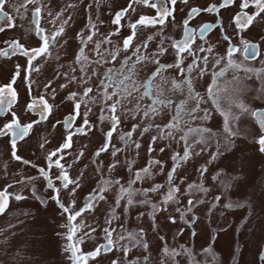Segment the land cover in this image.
<instances>
[{"label": "snow or ice", "instance_id": "6c2138e0", "mask_svg": "<svg viewBox=\"0 0 264 264\" xmlns=\"http://www.w3.org/2000/svg\"><path fill=\"white\" fill-rule=\"evenodd\" d=\"M10 0H0V33L8 29L17 27V17L26 18L31 13V21L29 26L24 29L26 33H34L39 45L26 47L17 39L5 41V47H0V58H11L15 55H22L27 58V67L23 69L25 72L24 79L26 81L29 94L31 95L32 86V72H38L39 68L33 66V60L37 57H44L47 59L51 56L50 48L59 44L58 38L62 37L65 32V25L71 20V16L61 20L63 12L53 14L49 9V5L45 0H17L11 3L10 10H5L9 5ZM171 7H157V4L151 0H129L126 8L116 11L114 18L111 20L116 29L113 32L104 34L103 38L95 41L94 52L96 59H90L85 54L90 42H93L94 36L97 35V24L89 17L86 28L89 34L85 37L83 33H77L80 40V47L74 56V63L79 67L80 76H69L68 73L62 75L69 83L79 82L81 85H88L95 77L97 84L94 88L87 86L82 88V92H70L67 99L73 102V111L69 116H66L62 121H57L66 130V134L62 138V142L54 149L48 150L45 145L47 138L40 143L39 147L44 150L43 160L45 166H37L30 160L24 159L17 154V140H24L33 131H38L37 126L45 123L48 117L52 114L53 106L48 103L44 95L39 98L33 97L31 103L27 105V110L37 112L39 119L22 123L12 107L17 101V91L13 87L17 79L20 78L21 65L13 66V71L9 82L0 86V113L11 112L9 120L0 126V138H9L8 143L10 147V159L20 162L23 166L31 167L36 170L38 176L23 177L20 180H14L7 183L3 188H0V215H3L8 209L10 199L21 201L27 197L16 193L9 192L8 189L13 188L16 184L27 186L33 184L39 178L44 181L45 188L49 190L47 198L40 194L33 192V196L40 202L42 206H47L52 202L60 210V215L65 219L64 223L59 224V227L66 229V232H58L57 235L66 240L67 243L62 247V254L64 255L67 264H88L90 260H95L103 250L104 254H108L115 247L117 250L123 251V264H148L150 253H148L149 244L145 238L144 229L139 232L128 231L125 234L123 226L118 233L116 240H113V234L117 233V228L113 227V221L118 219L115 211H110L102 228L104 243L99 244L94 250L83 252L80 245L84 243L86 238H92V235L97 231L95 227L87 224L84 219L78 218L84 216L85 213L94 211L96 205L106 199L104 193L110 188L118 186V192L115 198V204L120 205L122 200L126 199L125 208H130L136 204L149 206L153 210L152 220L155 231L159 229L155 226V213L167 210L166 206L170 201L178 198L177 194L181 193V188L175 183V173L182 161H187L191 158L193 153L196 156L201 155L202 152L208 150L213 139L217 142V151L211 153L209 163H212L218 156L223 155L219 150L218 133L213 132L210 128L202 126L203 122L210 121L214 118V113L222 118V132L225 134V144L231 147L235 138H241L242 133L237 127V121L242 116H250L253 118L256 128L252 129L251 137L258 146V151L264 154V108H254L250 105L248 94L254 93V99L257 101H264V59L260 60L261 67H251L245 62L249 58L256 59L261 56V43L249 42L241 33L264 25V0H218V2H210L204 7L189 6L187 14L181 21L182 38L178 40H171L166 45L163 38L162 29L167 23L175 22V6L177 3H182L185 6L189 5V0H168ZM93 4L99 5L100 0H92L86 6V11L93 7ZM134 4L147 6L156 9L157 15L149 17L147 15H140L135 22H130L128 27L131 29V34L122 38V43H114L111 37L119 35L121 28V21L125 15L131 11H136ZM31 6V7H30ZM68 8H74L76 5L69 4ZM235 7V13L230 17V23L225 24L221 17V10ZM47 10V16L50 18L49 23L53 25V30L46 31L41 27L40 21ZM202 13L212 14L216 17L214 23H203L197 30L190 27L192 20L200 16ZM60 21L57 27V21ZM160 26L158 35L161 40L155 50L149 51V44L155 39V35H150L138 44H133L136 37V30L138 26ZM232 27V34H229L228 28ZM220 29L222 41L225 43V51L223 53L216 52V46L208 43L205 40V34L209 30ZM233 36L240 37L239 45L233 41ZM197 37L204 43L196 44ZM261 42H264V36L261 37ZM64 44L67 40H64ZM108 45L109 47H104ZM193 45H196L193 47ZM63 47V44H59ZM171 48L175 57L171 63L161 62V57L165 56ZM131 49L130 54L129 50ZM121 52H124L122 58L119 59V66H109L103 72L97 68H92L89 74V67L93 64L103 67L104 65H115ZM241 53L243 59H234L236 53ZM215 53V54H214ZM186 54V55H185ZM214 54V55H213ZM188 57H191L190 62L185 64ZM56 60L60 56L55 57ZM211 61V63H210ZM177 70L179 79L173 77L169 78L164 73L169 70ZM72 72L76 68L71 69ZM229 73L232 75L230 78ZM243 73V75H241ZM58 75H60L58 73ZM210 75V82L204 89L202 95L200 91L196 90L195 80L199 78L204 79ZM255 76L258 82V87H250L246 81ZM51 87V83L44 85L45 90ZM61 88L67 87V84L60 85ZM169 93H179L178 102L169 96ZM52 99H55V89L52 90ZM147 101V102H146ZM100 106V115L98 117L100 125L103 126L107 122L110 127L103 133V144L93 153L96 157H100L102 153L112 150L110 155L115 158L120 152L125 149L134 147L140 149L141 144L138 140H133V133L137 129H141V136L150 131L155 130L158 135H153L150 138L148 147L149 154L154 151L152 145L160 140H175L176 134L180 133L177 142H183V152H176L171 156L173 161L172 168L167 173V189L159 203H153L149 198V193H159L165 188L164 184H154L150 188L137 189L134 185L145 179L153 176L152 167L159 166V172L163 173L164 164L157 159H149L147 165L136 170L135 173L128 179L127 186L121 184L119 178L113 180L106 178L103 171L102 162L99 160L91 161L97 165L96 171L100 173V178L97 186L84 198L83 205L76 208L75 199L69 200L66 204L64 196L75 197L77 191L81 187L83 172H79L76 177L70 175L69 170L75 163L85 157L84 145L83 148L75 153L72 162L67 161V156L70 155L67 150L73 148V138L77 135L87 136L93 131V125L90 123L88 116L92 112L90 105ZM84 106L86 111L82 114V123L73 130L74 122L77 118H81V106ZM207 105V106H205ZM165 111L169 114V119L163 124L148 123L141 128V123L132 124L131 130L119 134V140L123 143V148H117L111 144L113 134L117 132L121 124V116H129L133 120H154L158 116H163ZM53 125V127L56 126ZM191 141V142H190ZM199 146V151H194ZM161 152L164 148L160 149ZM126 166L129 173L133 171V160L125 158ZM64 161V163H62ZM121 164L119 160H113L107 166V172L111 173L118 165ZM56 169V172H53ZM6 171V169H5ZM201 177L208 171L206 167L197 169ZM215 181L219 179V173L213 176ZM237 177H233V180ZM181 184L184 180L181 179ZM232 183H224L225 191L213 197V201L205 213L204 223L208 225V230L205 233L208 237V243L201 250V254L211 257L212 264H216L217 255L214 251V246L217 239L220 238L221 231L215 227H211V220L208 217L216 209L223 207L226 210L233 208L241 209L242 205L239 202H226L221 205V201L227 199V191L232 188ZM206 191L202 183H188L184 193L191 194L193 192L204 193ZM138 193L142 198L135 200L133 193ZM250 201H245L247 204ZM207 203L204 199H188L187 206L184 209L177 208L179 213V220L189 230L190 238H195L198 235L196 225L201 221L200 216L196 215L195 209L198 205ZM161 205L165 207H161ZM261 210L264 211V200L260 204ZM143 215V214H141ZM246 218L250 219L246 213ZM170 223H176L175 217H168ZM185 228L178 231L177 235H182ZM85 229H88L85 231ZM82 232V235L78 233ZM159 239L164 241V237ZM127 240L129 244L121 245L120 241ZM141 247L146 254L143 259H130L128 254L131 248ZM242 248V245H241ZM162 253L165 258L175 259L177 256L187 255L189 257V264H200L196 256L192 255L190 248L181 246V251L168 247L166 244L162 248ZM238 257L236 256V245H233V253L230 264H238ZM258 259L264 260V241L258 246ZM111 264H122L120 259H113ZM161 264H167L166 259L161 260Z\"/></svg>", "mask_w": 264, "mask_h": 264}, {"label": "rangeland", "instance_id": "374dc122", "mask_svg": "<svg viewBox=\"0 0 264 264\" xmlns=\"http://www.w3.org/2000/svg\"><path fill=\"white\" fill-rule=\"evenodd\" d=\"M47 0H45L46 2ZM92 0H48L49 9L55 13L60 12L62 9L67 8L63 12L61 20L71 16V20L65 25V32L62 37L58 38L59 44H63L60 47L59 44L50 48L51 56L45 59L44 57H37L33 60V66L38 67V72H32V90L31 95L24 79L25 72L23 69L27 67L26 57L17 58L16 61L9 59H2L0 62V86L7 84L11 78L13 66L16 64L21 65L20 78L17 79L13 87L17 91V101L12 107V111H15L22 123H28L30 121L39 119L37 112L27 110V105L31 103L32 98H39L40 95H44L45 99L50 105L53 106L52 114L48 117L47 121L37 126L38 131H33L24 140H17V154L24 159L30 160L37 166H45L43 160L44 150L39 145L47 138L45 145L46 149L54 150L61 142L63 136L66 134V130L62 125L56 124L57 121H62L66 116H69L73 111V102L67 99L70 92H82L83 87L92 86L94 88L97 80L94 77L88 85H81L79 82L69 83L63 73H68L69 76L75 75L77 78L80 76L79 67L74 63V56L77 53L80 45V40L77 37V33H83L86 37L89 34L86 25L89 17L94 23L97 24L98 32L94 36L93 42H90L85 48V54L90 59H96V53L94 52L95 41L103 38L104 34L115 31L116 25L111 23L116 11L124 9L128 6L129 0H100V4H93V7L86 11V6L91 3ZM157 4V7H171L168 0H151ZM210 2H218V0H189V5L185 6L182 3H177L175 15V22L167 23L162 29L163 38L168 46L169 41L178 40L182 38L181 21L187 14L189 6L204 7ZM74 4L76 7L68 8L67 5ZM31 7V6H30ZM133 7L136 11H131L125 15L121 21V28L119 35H113L111 39L114 43L121 42L122 38L131 34V29L128 27L130 22H135L140 15H147L149 17L157 15L156 9L149 8L147 6L134 4ZM10 10V9H9ZM231 10V13L227 11ZM236 8L232 7L224 11L221 10V17L224 19L225 24L230 23V17L235 13ZM229 13V14H228ZM31 13L25 18L24 28L21 35L11 30L8 33L7 39H17L26 47L38 46L39 42L34 33H26L24 31L27 28L26 24L31 21ZM49 17L47 16V10L43 15V28L46 31L53 30V25L50 24ZM216 17L212 14H201V20H210L215 22ZM199 21H194V25H197ZM196 23V24H195ZM60 21H57V27ZM191 26V24H190ZM160 26H138L136 30V37L133 44H138L147 39L150 35H155V39L149 44V51L155 50L157 44L161 40V36L158 35ZM229 34H232V27L228 28ZM181 35V36H180ZM245 39L249 42H260L261 46H264V42H261V37L264 36V25H258L257 27L250 29L244 33H241ZM238 36H233V41L239 45ZM64 40L67 43L64 44ZM208 43L216 46V52L223 53L225 51V43H219L222 41L220 35V29L216 28L212 34L205 38ZM204 43L201 39L197 38L196 44ZM196 45H193L195 47ZM104 47H109L104 45ZM131 49L129 50L130 54ZM264 50H262V55ZM215 54V53H214ZM213 54V55H214ZM59 55L60 59L56 60L55 57ZM125 55L121 52L115 65H104L103 67L98 65H91L88 69L89 74L92 68H97L100 72H103L105 68L109 66H119V59ZM186 55V54H185ZM175 57L174 51L169 48V52L161 57V62L171 63ZM263 58V57H262ZM261 58V59H262ZM234 59L242 60L241 53H236ZM260 59V60H261ZM264 59V58H263ZM191 57H188L185 64L190 62ZM260 60L255 62H245L251 67H261ZM14 61V62H12ZM211 63V61H210ZM76 68L75 72L71 69ZM58 73L60 75H58ZM163 75L169 78L180 77L177 74V70H169ZM232 74L229 73L230 78ZM243 75V73H241ZM51 83V87L45 90L44 85ZM196 90L204 94V89L210 82V75L200 80L196 78L194 81ZM250 87H258L256 77L253 76L251 80L246 81ZM67 84V87L61 88L60 85ZM55 89V99H52V90ZM254 93L248 94V100L251 106L254 108H264V101H257L254 99ZM169 96L173 99L179 100V93H169ZM147 102V101H146ZM207 106V105H205ZM92 112L89 113L88 119L94 126L93 131L89 135H77L73 138V148L67 150L70 155L67 156V161L72 162L75 157V153L80 151L84 145L85 157L82 158L79 163H75L69 170L72 177H76L79 172H83V179L81 187L76 193L75 197L64 196V202L67 204L69 200L75 199L76 208L78 209L83 205L84 198L97 186V182L100 178V173L96 171L97 165L91 163V161L99 160L102 162L103 171L106 178L121 180V184L127 186L128 179L135 173L136 170L144 168L149 159H157L163 162L164 171L159 172V166H153V176L149 179L137 182L134 187L137 189L150 188L154 184H164L165 188L159 193H149V198L153 203H159L162 200L163 195L167 189V173L172 168L173 161L171 156L176 153L183 152V142H177L179 140L180 133L176 134L175 140H160L158 139L155 144L152 145L154 151L150 154L148 147L150 138L153 135H158L155 130L143 134L141 136V129H137L133 133V140H138L141 144L140 149L134 147L125 149L120 152L115 158L110 155L112 148H109V152L102 153L98 158L93 153L103 144V133L108 130L110 125L105 122L103 126L100 125L99 115L100 106L90 105ZM81 118H77L74 122L73 130L76 126L82 123V114L86 111L85 107L81 106ZM11 112L0 113V126H2L7 120H9ZM169 119V114L165 111L163 116H158L154 120H133L129 116H121V124L116 133L113 134L111 144L117 148H123V143L119 140V134L131 130L132 124L141 123V128L148 123L163 124ZM56 124L55 127L53 125ZM202 126L210 128L213 132L219 134V150L223 153L217 157L215 161L209 163L211 153L217 151V142L212 140L207 151L202 152L201 155L196 156L194 153L187 161H182L175 173V183L181 188V193H178V198L174 201H170L166 206L167 210L155 213V226L159 231H155L153 227V210L149 206L136 204L130 208H125L126 199L122 200L120 205L115 204L116 194L118 192V186H114L105 192L106 199L99 202L94 211L85 213L83 217L78 218L76 223L80 219H84L85 222L92 227H95L97 231L92 235V238H86L84 243L80 245L83 252H89L94 250L96 246L104 243L102 228L107 226L105 220L110 211H115L118 219L113 221V227L117 228V233L113 234V240L115 241L118 233L121 231V226L125 234L128 231L139 232L140 229H144L145 238L149 244L148 253L150 258L148 264H161L162 259L167 260V264H189V257L187 255L177 256L174 260L171 258H165L162 253V248L165 244L174 248L177 251H181V246L190 248L192 255L196 256L197 261L200 264H212L211 257H207L201 254V250L208 243V237L205 234L208 230V225L204 223L205 213L213 201L215 195H219L225 191L224 183L231 182L232 188L227 191V199L221 201V205L226 202H239L242 205L241 209L233 208L232 210L223 209L220 207L213 211L208 219L211 220V227H215L221 231L220 238L217 239L214 251L217 255L216 264H230V260L233 253V245H236V256L238 264H264V260L258 259V246L264 241V211L261 210L260 204L264 200V154L258 151V146L255 144L251 137L252 129L256 128L254 120L250 116H242L237 121V127L243 134L241 138H235L231 147L225 144V134L222 132V118L218 114L214 113V118L210 121L203 122ZM9 138H0V188H3L7 183L14 180H20L23 177L38 176V173L34 168L23 166L20 162L10 159V147L8 143ZM191 142V141H190ZM164 148L161 152L160 149ZM194 151H199V146ZM133 160V171L129 173L126 160ZM121 161V164L117 166L111 173L107 172V166L113 160ZM64 163V161H62ZM206 167L208 171L203 177L199 175L197 169ZM6 169V171H5ZM53 169V172H56ZM219 173V179L213 180L212 177ZM233 177L237 179L233 180ZM181 179L184 183L181 184ZM188 183H202L206 189L204 193L193 192L191 194H185L184 190ZM9 192H16L25 197L24 200L15 201L10 199L8 210L3 215H0V264H67V261L62 254V247L67 243L57 235L58 232H66V229L59 227V224L64 223L65 219L61 217L60 210L52 202H49L47 206H42L38 200L33 196V192L40 194L47 198L49 190L45 188L42 178L37 179L33 184L27 186H21L16 184L13 188L8 189ZM133 198L139 200L142 197L134 192ZM204 199L207 203L198 205L195 209L196 215L200 216L201 221L197 223L196 230L198 235L195 238H190L189 230L185 228V225L179 220V213L177 208L184 209L187 206L188 199ZM245 201H250L245 204ZM161 207H165L161 205ZM250 216V219L246 218L245 214ZM143 214V215H141ZM175 217L177 222L170 223L168 217ZM185 228L182 235H177L178 231ZM88 229H85L87 231ZM80 232L78 235H82ZM160 236L165 239L161 241ZM121 245L129 244L127 240L120 241ZM242 245V248H241ZM145 253L143 248L134 247L128 254V258L136 259L148 254ZM113 259H120L123 264V251L117 250L113 247V250L104 254L103 250L101 254L95 259L90 260L88 264H111Z\"/></svg>", "mask_w": 264, "mask_h": 264}, {"label": "flooded vegetation", "instance_id": "af4514ba", "mask_svg": "<svg viewBox=\"0 0 264 264\" xmlns=\"http://www.w3.org/2000/svg\"><path fill=\"white\" fill-rule=\"evenodd\" d=\"M14 2H17V0H10L9 5L6 7L5 10H9L10 7H11V3H14ZM46 3L48 4V0L46 1ZM48 5H49V4H48ZM175 9H176V7H175ZM176 10H177V9H176ZM176 10H175V11H176ZM225 10H226V9H224V11H225ZM227 12L231 13V10H230V11L228 10ZM229 13H228V14H229ZM202 14H203V13H202ZM30 15H31V14H30ZM24 21H26L25 18L17 17V19H16L17 27L12 28V29H8V30H6L5 32L0 33V47H5V46H6V45L4 44L5 41H10V40H12V39H7V36H8V33H7V32H10L11 30H13L15 33H18L19 35H21V32L23 31L24 24H25V23H23ZM42 21H43V17H42V19H41V21H40L41 27L43 26ZM194 21H199V22H198L197 25H194ZM203 23H214V21H210V20H201V15H200V16L196 17L194 20H192V22H191V26H190V27H194V28H196V29L198 30V29H199V26H200L201 24H203ZM195 24H196V23H195ZM26 26L28 27V26H29V23H27ZM214 30H215V29H214ZM214 30H209V32L205 34V38L208 37V36H210ZM180 36H181V35H180ZM197 38H199V37H197ZM180 39H181V37H180ZM199 39H200V38H199ZM196 41H197V40H196ZM262 50H264V46H263V47L261 46V56H259V57L256 58V59L249 58V60L246 61V62H255V61H257V60H260L262 57L264 58V53H263V55H262ZM21 57L23 58L24 56H22V55H15V56H12L10 59H9V58H2V59H9V60H14V61H16L17 58H21ZM263 58H262V59H263ZM2 59H0V60L3 61ZM242 59H243V57H242ZM1 61H0V62H1ZM14 61H12V62H14ZM1 63H2V62H1ZM2 64H3V63H2ZM25 65L27 66V61H26V64H25Z\"/></svg>", "mask_w": 264, "mask_h": 264}, {"label": "bare ground", "instance_id": "6f19581e", "mask_svg": "<svg viewBox=\"0 0 264 264\" xmlns=\"http://www.w3.org/2000/svg\"><path fill=\"white\" fill-rule=\"evenodd\" d=\"M8 209H9V208H8ZM8 209H7V210H8ZM5 213H6V212H5Z\"/></svg>", "mask_w": 264, "mask_h": 264}]
</instances>
